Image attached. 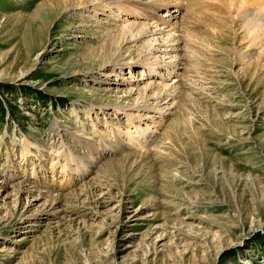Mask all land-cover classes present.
I'll use <instances>...</instances> for the list:
<instances>
[{"label":"rangeland","instance_id":"obj_1","mask_svg":"<svg viewBox=\"0 0 264 264\" xmlns=\"http://www.w3.org/2000/svg\"><path fill=\"white\" fill-rule=\"evenodd\" d=\"M58 2L0 0V264H264V67L238 52L263 47L234 6Z\"/></svg>","mask_w":264,"mask_h":264},{"label":"bare ground","instance_id":"obj_2","mask_svg":"<svg viewBox=\"0 0 264 264\" xmlns=\"http://www.w3.org/2000/svg\"><path fill=\"white\" fill-rule=\"evenodd\" d=\"M58 1H59L58 3L63 5V7L65 9H68V8H71L74 6H80V7L86 8L90 4H91V7L94 8V10H98L99 8L100 9L106 8L104 5V1H106V0H101V2H100V0H58ZM187 1L188 2H197V3L202 2L203 3L205 1H215V0H187ZM223 1L225 3L230 4V7H231V5L234 6V12H235V15H237V19H234V22H233L234 25L236 27H238L239 29L248 30V32H252V34L254 35L253 36L254 40L259 39V42L261 43V46L263 47L259 51H257L255 49V50H251L248 53L242 51V48H238V52H240V54L243 56H256V59L254 61L255 65L259 68L264 67V13L261 14L257 19L254 18L255 16L253 17L254 14L251 17H249V14H247V11H248L250 6L255 5L256 7L264 9V0H223ZM256 16H258V15H256ZM118 49L119 48H118L117 43L108 44V45L102 46L100 48L99 53H102V57H104V58H107L109 56L114 57L116 52L118 51ZM127 50H128L127 48L125 50H121L122 51L121 53H123V51L125 53V51L127 52ZM40 53H41V50L38 52V54L40 55ZM118 58H119L118 60L120 61L121 55H119ZM85 144L89 148V150H91V151L96 150L97 152H99L98 147L100 144L98 142L86 141ZM114 149L117 151H120V154L122 155V161L123 162H127L130 164H132L133 162H138V159L141 156V154L128 153L126 151V148H123L122 145H121V148L119 146L118 148L114 147ZM130 161H132V162H130Z\"/></svg>","mask_w":264,"mask_h":264}]
</instances>
